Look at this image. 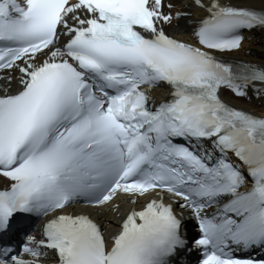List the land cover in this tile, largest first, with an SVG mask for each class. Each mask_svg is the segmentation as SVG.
<instances>
[{"label": "snow or ice", "instance_id": "6c2138e0", "mask_svg": "<svg viewBox=\"0 0 264 264\" xmlns=\"http://www.w3.org/2000/svg\"><path fill=\"white\" fill-rule=\"evenodd\" d=\"M186 7L0 0V264H264V9Z\"/></svg>", "mask_w": 264, "mask_h": 264}, {"label": "bare ground", "instance_id": "6f19581e", "mask_svg": "<svg viewBox=\"0 0 264 264\" xmlns=\"http://www.w3.org/2000/svg\"><path fill=\"white\" fill-rule=\"evenodd\" d=\"M173 2L177 4V9L184 8L186 11L192 13L191 20L181 19L174 22L171 28L168 29L170 35L183 36L190 33L191 28L194 27V22L198 20L199 17L203 16L204 12H198L193 8L186 7L188 0H173ZM222 2H231L238 6L250 7L256 10L264 9V0H222ZM244 36L245 39L240 50L228 54L218 55H221V57L227 60L235 62L239 61L264 67V29H254L250 32H244ZM155 95L157 99H166L167 91L162 89L157 91ZM226 97L237 108L245 109L256 115L264 113V100H259L255 97L251 100L241 99L236 98L229 93H226ZM77 210L79 211L80 209L77 208ZM190 229L193 228L190 227ZM195 234V232H191L190 235ZM189 255H192L194 259L197 258L194 252L189 253ZM182 264L184 263L182 262Z\"/></svg>", "mask_w": 264, "mask_h": 264}]
</instances>
